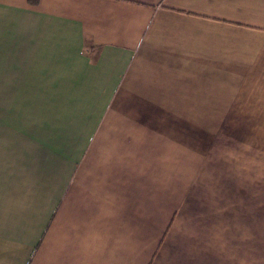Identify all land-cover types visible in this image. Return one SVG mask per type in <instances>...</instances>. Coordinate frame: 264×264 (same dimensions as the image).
<instances>
[{
  "label": "crops",
  "instance_id": "obj_1",
  "mask_svg": "<svg viewBox=\"0 0 264 264\" xmlns=\"http://www.w3.org/2000/svg\"><path fill=\"white\" fill-rule=\"evenodd\" d=\"M0 264H264V0H0Z\"/></svg>",
  "mask_w": 264,
  "mask_h": 264
},
{
  "label": "rangeland",
  "instance_id": "obj_2",
  "mask_svg": "<svg viewBox=\"0 0 264 264\" xmlns=\"http://www.w3.org/2000/svg\"><path fill=\"white\" fill-rule=\"evenodd\" d=\"M231 124L235 125V123H231ZM227 129H233V128H228L227 126H225V130H227ZM229 138H231V137L228 136V135L226 134V132H225V137H224V139H225V140H229Z\"/></svg>",
  "mask_w": 264,
  "mask_h": 264
},
{
  "label": "trees",
  "instance_id": "obj_3",
  "mask_svg": "<svg viewBox=\"0 0 264 264\" xmlns=\"http://www.w3.org/2000/svg\"><path fill=\"white\" fill-rule=\"evenodd\" d=\"M32 2H35L36 0H31Z\"/></svg>",
  "mask_w": 264,
  "mask_h": 264
}]
</instances>
